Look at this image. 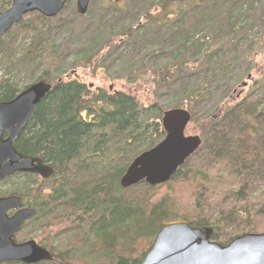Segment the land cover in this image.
<instances>
[{"label": "trees", "instance_id": "obj_1", "mask_svg": "<svg viewBox=\"0 0 264 264\" xmlns=\"http://www.w3.org/2000/svg\"><path fill=\"white\" fill-rule=\"evenodd\" d=\"M11 2L0 0V12ZM245 46L252 57L264 48V0H91L85 15L68 0L57 16L30 13L0 38L9 63L0 103L34 82L52 85L15 146L53 174H15L0 190L35 210L17 239L52 253L37 264H141L159 230L178 221L212 227L222 245L264 232V80L233 102ZM90 66L128 84L140 71L154 100L142 105L128 90L71 76ZM176 108L189 111L200 147L169 182L123 188L126 169L165 137L164 113ZM173 183L190 184L187 206L159 195Z\"/></svg>", "mask_w": 264, "mask_h": 264}, {"label": "water", "instance_id": "obj_2", "mask_svg": "<svg viewBox=\"0 0 264 264\" xmlns=\"http://www.w3.org/2000/svg\"><path fill=\"white\" fill-rule=\"evenodd\" d=\"M90 2L75 0L77 13L85 15ZM66 3L67 0H12L11 5L0 12V38L26 14L38 12L52 18L62 12ZM51 88L50 83L40 80L12 100L0 103V182L16 173L37 174L43 178L53 174V168L41 158L23 154L15 146L35 107ZM190 120L186 109L166 111L162 119L165 137L133 159L121 177V186L130 188L141 182L155 186L170 181L202 143L198 135L185 134ZM23 206L21 197H0V264H37L53 258L52 253L34 239L15 240L23 225L35 216L34 210ZM11 211L15 213L9 216ZM213 233L210 226H195L189 222L165 224L141 264H264V232L238 235L226 245L212 240Z\"/></svg>", "mask_w": 264, "mask_h": 264}, {"label": "rangeland", "instance_id": "obj_3", "mask_svg": "<svg viewBox=\"0 0 264 264\" xmlns=\"http://www.w3.org/2000/svg\"><path fill=\"white\" fill-rule=\"evenodd\" d=\"M73 1H74V6H76L75 0ZM255 30L261 31L262 29H255ZM22 37H23V34L19 37L18 41H21ZM245 50L246 52L248 50L246 46L241 48L240 56H239L240 63L236 67L235 75L241 77V81H246L248 74H251V80L248 81V85L246 86V88H244L241 96L238 99L236 98V96H237V93L240 92L241 88L240 87L237 88V93L234 94L235 96L233 98L235 100L233 101L234 103L238 102L239 100L243 99L244 97L248 96L251 92H253L254 86L258 83L257 80H264V48L260 49L256 55H253V57L248 56L247 53L245 56L244 54ZM1 57L2 56L0 55V60H2L0 61V74L2 75V74H5V70L7 66L9 65V63H7V60L5 58L2 59L3 57L2 58ZM245 68H248L247 72L245 71L246 70ZM13 72L15 75L16 71H13ZM108 72L109 73H105L104 70H98L90 66L86 68L81 67L80 69H77L75 72L71 74V76L76 75L77 78H80L81 80L85 81L90 86H93V88L95 89L102 87L104 89H109V91H112V92L118 91L120 89L128 90L129 92L135 95L136 99L142 105H149L154 100L155 89L149 83V80H148L149 76H145L140 71H136L135 74H139L140 76L139 80L137 81V83L128 84L127 81L124 79L113 80L112 77L114 74V70H111ZM16 78H18L17 81L22 86L28 82L29 74L27 75L26 73H23V74H20L19 76L17 75ZM162 92L165 93V91L161 90V93ZM173 96H174L173 93L169 95L165 94L161 100L162 104L167 105V103L173 99ZM191 125L192 123H190L187 126V130H186L187 136L196 135L194 131L190 130ZM6 186H10V185L6 184ZM6 186L3 187L2 189H5ZM189 187H191L189 183H181V184L173 183L171 184V186H167V185L164 186L161 189L159 195H164L168 193L170 196L176 198V200H178L180 204L187 206V203L190 202V199H189L190 189H188ZM40 236L42 235L40 234ZM16 239H17V236H16ZM29 239L30 238L28 237L27 240ZM23 240L25 239L21 238L18 241H23Z\"/></svg>", "mask_w": 264, "mask_h": 264}, {"label": "flooded vegetation", "instance_id": "obj_4", "mask_svg": "<svg viewBox=\"0 0 264 264\" xmlns=\"http://www.w3.org/2000/svg\"><path fill=\"white\" fill-rule=\"evenodd\" d=\"M244 88H246V86L242 87V89L240 90V92H238L236 98H239V97L241 96V94H242ZM18 174H19V173H18ZM13 176H14V175H13ZM11 177H12V176H11ZM9 178H10V177H9ZM9 178H6L5 180H3V181L0 182V189H2L3 187L6 186V181H7ZM6 196H18V195H4L3 192H0V197H6ZM18 197H21V196H18ZM21 199H22V201H23V198H22V197H21ZM23 205H24V206H23L24 208H30V209L33 210V208L26 206L24 201H23ZM34 211H35V210H34ZM14 213H15V211H11V212H9L8 214H9V216H11V215H13ZM35 214H36V213H35Z\"/></svg>", "mask_w": 264, "mask_h": 264}, {"label": "bare ground", "instance_id": "obj_5", "mask_svg": "<svg viewBox=\"0 0 264 264\" xmlns=\"http://www.w3.org/2000/svg\"><path fill=\"white\" fill-rule=\"evenodd\" d=\"M34 83H35V82H34ZM32 84H33V83H32ZM30 85H31V84H30ZM140 154H141V153H140ZM140 154H139V155H140ZM137 156H138V155H137ZM137 156H136V157H137ZM136 157H135V158H136Z\"/></svg>", "mask_w": 264, "mask_h": 264}]
</instances>
